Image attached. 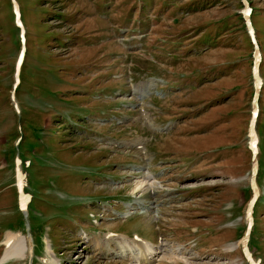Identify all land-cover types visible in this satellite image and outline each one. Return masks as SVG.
Masks as SVG:
<instances>
[{"label": "rangeland", "instance_id": "374dc122", "mask_svg": "<svg viewBox=\"0 0 264 264\" xmlns=\"http://www.w3.org/2000/svg\"><path fill=\"white\" fill-rule=\"evenodd\" d=\"M16 1L25 54L14 87L19 29L10 1L0 0V260L6 235L15 234L32 237L31 264H46L51 250L61 264H129L100 241L138 235L192 258L173 264H246L240 245L252 197L255 90L241 0ZM246 1L261 79L259 197L247 249L264 264V0ZM146 83L155 93L142 106L133 90ZM138 138L146 140L145 160L118 147ZM16 158L31 197L26 213L17 209ZM137 166L157 181L143 198L156 201L149 216L129 208L140 204L133 202L140 176L123 172Z\"/></svg>", "mask_w": 264, "mask_h": 264}, {"label": "bare ground", "instance_id": "6f19581e", "mask_svg": "<svg viewBox=\"0 0 264 264\" xmlns=\"http://www.w3.org/2000/svg\"><path fill=\"white\" fill-rule=\"evenodd\" d=\"M15 8L18 9L17 3L15 4ZM17 21L21 24L22 29H24V27L20 21L19 14H17ZM149 88L151 89V88H153V86L149 87ZM144 118L151 125L152 119L149 117V115L144 113ZM157 130H159V128H157ZM118 146H121V145L118 144ZM123 146H128V144H124ZM139 148L142 149L141 152L143 153V155H146V152L143 149V147L140 146ZM138 169L139 168L132 170L131 173H133V174L130 173L128 176H131V178H132V177H134V174L139 175V172L141 173V170H138ZM135 178L137 180L133 185V187H134L133 193L143 194L148 189L150 191L151 190L153 191L156 189V185H157L156 183L157 182L150 174L142 173V176L135 177ZM137 206H141V203ZM139 209H141V207L136 208V210L132 211V213H138V215L144 214L147 216H149L152 213L149 210L150 209L149 205L148 206H146V205L142 206V209L147 210V212L137 211ZM126 217H128V215ZM140 217H142V216H140ZM29 239L30 238H28L27 236L22 237V236L15 235V234H7L5 237L4 243L2 245V247L4 249V254H3L2 259L0 260V264H6L8 262L14 263V262H18V261H21V260H24L27 258L30 260L33 257V254L31 255L29 253V246H28L27 241L29 242V245H32L31 242L29 241ZM129 241H130L129 243L127 241H126L127 243H120V244H118V246L123 248L122 252H120V255H122L126 259H128V257H129L131 259V261H133V262H131V264L150 263L153 258H157V259L159 258V262H166L169 264H173L175 261H179L182 263H184V262L191 263L190 262L191 258L187 257L186 251L181 247H176V248L174 247V248L168 249L166 247V245H164L162 243L161 244L157 243V245H154L153 242H149L148 239H142V238H139L138 240L132 239V241L131 240H129ZM109 243H110V241H108L107 244H105V246H104L105 250H107V251L108 250H114L115 251V249L108 247ZM30 250H32V248ZM109 253H111V255L114 254L113 252H109ZM30 255H31V257H30ZM44 261L46 264H61L60 261L54 257H48Z\"/></svg>", "mask_w": 264, "mask_h": 264}]
</instances>
